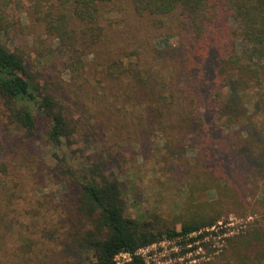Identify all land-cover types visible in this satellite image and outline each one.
Segmentation results:
<instances>
[{"label":"rangeland","instance_id":"1","mask_svg":"<svg viewBox=\"0 0 264 264\" xmlns=\"http://www.w3.org/2000/svg\"><path fill=\"white\" fill-rule=\"evenodd\" d=\"M110 9L105 16L101 41L87 49L83 89L77 87L68 70L58 41L37 30L32 32L30 43L24 45L30 73L61 102L74 105L82 133L75 145L53 150L47 138L50 124L45 118H39L33 137L26 136L2 114L6 110L0 98V138L9 165L8 176L3 181L15 189L13 216L20 221L8 238L0 239L5 246L0 253V264H81V252L70 232L76 229L72 226L76 223L78 185L54 153L60 158L64 154L72 155L73 159L72 151L77 156L83 150L85 155L90 153L89 149L94 151L93 159L105 161V171L122 181L126 212L134 218L151 220L156 216L158 221L171 225L174 219L182 221L190 214V200L195 204H210L222 198V190L209 186H200V191L193 197L190 195L189 170H193L206 137L203 126L192 118L190 108L185 110L182 106L196 90L189 85L190 74L183 61L188 33L178 28L173 18L156 25L152 18L139 16L132 0H118ZM115 61H122L125 67L156 83L159 95H173L174 99H160L158 103V97L153 95L155 107L149 108L152 95L144 92L145 87L139 90L141 94L132 92V82H136L132 74L119 80L109 76L108 67ZM205 88L201 87V95L207 93ZM251 100L254 105L257 98L252 96ZM165 101L171 102L168 108ZM200 111L197 116L210 112ZM243 129L234 126L229 133L237 135ZM254 137L258 146L264 148L263 126ZM258 150L255 148V153H250L246 147L240 152L250 162ZM206 184L214 187L212 183ZM257 187L256 199L250 197L248 203L259 200L260 205L239 215L226 199L214 204L216 209L223 208L222 217L202 230L203 239L186 244L187 239L199 235L193 234L185 240L167 241L152 250L149 263L264 264V237L257 243L253 230L264 232V182H259ZM177 229L180 230L179 223ZM177 246L181 255L184 253L182 260L176 252Z\"/></svg>","mask_w":264,"mask_h":264},{"label":"trees","instance_id":"2","mask_svg":"<svg viewBox=\"0 0 264 264\" xmlns=\"http://www.w3.org/2000/svg\"><path fill=\"white\" fill-rule=\"evenodd\" d=\"M117 1L0 0V98L6 110L2 114L8 117L10 125L33 137L39 118H45L50 124L47 138L53 150L77 143L76 138L82 133L74 105L61 102L30 73L24 45L30 43L32 32L37 30L58 41L68 70L77 87L83 89L87 49L101 41L105 16ZM132 4L139 16L152 18L156 25L166 24L167 18L175 19L178 28L189 35L183 61L190 74L189 85L196 90L182 106L185 110L190 108L192 118L203 126L206 137L193 170H189L190 195L200 191V186H209L222 190V198L210 204L190 200V214L182 221L174 219L171 225L158 221L156 216L151 220L134 218L126 212L122 181L105 171V161L93 159L94 151L89 149L90 153L85 155L83 150L80 156L72 151L73 159L72 155L60 158L54 153L78 185L76 223L72 226L76 229L70 232L81 252V264H116L115 258L121 253L131 255L125 264H147L137 255L141 248L164 239L185 240L193 234L199 235L187 239L186 244L203 239L202 230L222 217L223 208L216 209L214 204L226 199L239 215L261 204L259 200L248 203V199H256L257 184L264 182V148L258 146L254 137L264 127V0H132ZM108 73L116 80L132 74L136 81L132 82V92L141 94L139 90L145 87L144 92L152 95L149 108L155 107L153 95L158 97V103L160 99H174L173 95H159L156 83L125 67L122 61L110 64ZM202 86L207 90L204 95L199 92ZM252 96L257 98L254 105ZM246 98L249 100L245 101ZM164 103L167 108L171 104ZM201 109L210 112L197 116ZM234 126H246L247 135L243 133L246 128L237 135L230 134ZM85 130L89 131L86 126ZM246 147L250 153L259 149L256 157L251 155L250 162L240 152ZM8 173L5 144L0 138L1 241L20 223L13 216L15 189L3 181ZM253 230L256 242H261L263 230ZM4 249L0 242V253Z\"/></svg>","mask_w":264,"mask_h":264},{"label":"built area","instance_id":"3","mask_svg":"<svg viewBox=\"0 0 264 264\" xmlns=\"http://www.w3.org/2000/svg\"><path fill=\"white\" fill-rule=\"evenodd\" d=\"M167 241L171 242L173 240L165 239V240H162V241H160L158 243L150 245L148 247L141 248V249L138 250L137 255L141 256L146 261L147 264H150L148 259L152 258V256L149 255V254L152 252V250H155L157 248V246H159V245H163L164 246L165 243H167ZM189 246H191V245H189ZM175 248H177L176 252H177V254L179 256H181L180 260H182L184 253H182V255H181V251H180L181 249H180L179 246H177ZM189 253H191V252H189ZM152 255L155 256V254H152ZM130 260H131V255L128 254V253H121L118 256H116V258H115L116 264H125L126 262H128Z\"/></svg>","mask_w":264,"mask_h":264}]
</instances>
